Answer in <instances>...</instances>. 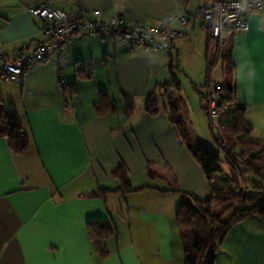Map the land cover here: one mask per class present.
<instances>
[{"label":"crops","instance_id":"obj_1","mask_svg":"<svg viewBox=\"0 0 264 264\" xmlns=\"http://www.w3.org/2000/svg\"><path fill=\"white\" fill-rule=\"evenodd\" d=\"M204 1H196L195 9ZM41 3L70 13L80 7L97 9L103 19L120 14L145 26L159 25L170 14L195 13L189 0H0L4 54L33 48L45 39L43 21L34 11ZM169 27L178 28V24L172 21ZM230 40L236 99L247 106L246 118L253 125L247 139L262 141L264 9L252 13L249 29ZM103 42L76 36L63 55L64 74L67 83H72L74 73L68 67L82 66L93 73L96 65L107 70L106 82H111L108 67L112 63V79L122 95L117 114L95 115L96 92L106 89L97 83L88 88L86 112L81 84L90 80L78 81V94L70 99L75 102L65 106L57 83L55 51L46 62L30 66L15 79H0V99L6 109L23 117L30 138L29 148L22 154H11L7 141L0 139V264H184L175 222L181 198L159 189L174 178L180 189L201 200L209 199L211 190L201 167L179 142L168 114L148 115L144 104L149 92L155 94L152 80L172 64L189 78L200 106L197 90L204 84L199 75L204 77L206 45L202 19L197 16L189 33L174 39L170 50L145 52L141 46L118 48ZM241 63L248 69L254 67L257 74L247 90L236 79ZM212 80L222 83L224 77L217 81L212 75ZM164 83L167 80L156 84ZM172 96L183 100L179 94ZM122 99L135 106L129 118L124 116ZM183 102L181 114L191 139L202 143ZM149 163L159 177L147 176ZM120 164L127 167L133 189L148 184L159 189L81 197L97 187L118 186L111 173ZM261 188L264 193V186ZM98 220L115 231L105 240L110 255L104 260L94 252L85 228L88 221ZM215 264H264V219L250 216L236 223L218 247Z\"/></svg>","mask_w":264,"mask_h":264},{"label":"trees","instance_id":"obj_2","mask_svg":"<svg viewBox=\"0 0 264 264\" xmlns=\"http://www.w3.org/2000/svg\"><path fill=\"white\" fill-rule=\"evenodd\" d=\"M206 1L208 0H205L204 3ZM89 11H91V9L88 10L84 8L81 10L80 7V10L75 13L85 17H91V14L89 13L90 16L88 14ZM196 17L197 16H195V18ZM202 26L205 30L206 44L204 84L201 86L202 91H197L200 94V107L209 121L216 148L209 149L203 147L204 145L202 143H196L191 139L190 131L181 114V107L184 105V102L181 98L173 99L168 92L169 89L178 92L182 90L181 83L177 79L175 71V69L177 71H179V69L172 64L169 68L170 80L167 83L156 84V86H154V89H156V87L164 88L167 95L166 101L163 103L162 107H160L157 98L154 97V92L151 91L147 95L144 111L151 116L158 115L161 111L168 114L169 122L179 142L186 146L192 158L201 167L211 190L210 198L201 200L193 193L181 190L178 185H176V180L174 178L171 179V183H168L166 188L159 189L148 184L133 189L130 183L129 171L124 164H120L111 173L113 179L118 181V186L115 188L97 187L88 194L81 195V197L90 199L105 198L109 193L125 195L126 193L141 191L149 187L159 189L162 192H179L181 194V201L176 209L175 221L179 232L184 264H215L218 247L222 244L229 230L236 223L250 216H257L264 219V193L261 188L263 186L258 184L246 185L243 182H239L234 177L226 176L221 167V162H226V164L232 167L241 177L250 172L264 182V140L253 141L246 138L253 131V125L246 118L247 106L245 103L239 102L236 99L233 76L234 65L231 59V37L224 52L221 53L219 51L217 59L211 61L210 47L213 37L210 30L205 27L203 20ZM80 35L94 37L100 41L109 40L118 42L112 38L102 39L98 34ZM75 38L76 37L72 40ZM122 46L140 45L128 44ZM30 49L32 48H27V50ZM49 57L50 54L44 61L32 63L16 76L23 74V72L32 65L46 62ZM220 59H222L224 73V82L222 83L212 80L214 67ZM57 61V83L63 97V102L65 106H67V99H71V97L78 94V81L92 79L93 73L82 66H76L74 69V81L72 83H66L64 76V57L62 61V71L60 70L61 64L59 63V58ZM61 81H63L64 84H62ZM214 84H217L216 91L219 94V103L216 106V123L212 122L209 111V94ZM123 107L124 116L126 118L131 117L135 111L134 104L130 101L123 100ZM117 110L118 106L107 89L99 88L96 92V100L93 104L95 115L102 116L108 113L117 114ZM220 114H223L225 117L220 119ZM24 125L25 121L23 117L16 111H9L6 109L0 99V139L2 138L7 141V146L11 154H22L29 148L30 138L24 130ZM214 128H218L216 134L213 132ZM221 152L224 153L223 156ZM151 166L152 164L149 163L146 174L149 178L155 179L159 176L152 172ZM246 203H248L249 206L245 207ZM85 228L94 252L98 257L103 260L109 257L110 251L105 245V240L115 235L113 227L102 220H98L88 221Z\"/></svg>","mask_w":264,"mask_h":264},{"label":"built area","instance_id":"obj_3","mask_svg":"<svg viewBox=\"0 0 264 264\" xmlns=\"http://www.w3.org/2000/svg\"><path fill=\"white\" fill-rule=\"evenodd\" d=\"M261 9H264V0H208L199 6L194 14H170L159 25L145 26L120 15L101 19L97 9L88 12L91 17H85L41 3L34 11L43 21L41 31L46 35L45 39L30 50L21 47L11 55L4 54L0 47V79L13 80L27 66L44 61L52 51L57 53L62 71L65 49L72 39L80 34H98L102 39L112 38L122 45L138 44L146 52L170 50L174 39L189 33L195 16H200L212 34L210 58L215 61L219 51L223 53L226 49L230 37L246 32L249 29V16ZM172 21L178 24V28L169 27ZM216 88L217 84H214L209 94V111L213 123L217 122L216 106L219 103Z\"/></svg>","mask_w":264,"mask_h":264},{"label":"rangeland","instance_id":"obj_4","mask_svg":"<svg viewBox=\"0 0 264 264\" xmlns=\"http://www.w3.org/2000/svg\"><path fill=\"white\" fill-rule=\"evenodd\" d=\"M196 1H201V0H189V4L188 6L191 9H195V5H196ZM196 10V9H195ZM200 19H198L197 22H199ZM79 36V35H78ZM104 44L107 45H111L112 47H121V44H119L116 41H105L103 42ZM65 61V60H64ZM176 64V63H175ZM78 65V64H76ZM90 65V64H89ZM66 66L67 63H66ZM76 67V66H75ZM75 67L71 68L68 67L69 72L72 74L74 73V69ZM169 67L165 66V68L159 73L157 74L158 76H156V78L154 80H152L151 82V86H156L157 81H165L167 80V82L170 80V75H169ZM203 71V69H201ZM108 71L110 74V80L111 82H106V72L107 70L103 67H98L95 65V67L93 68V77L92 79H89L90 81H85L81 84V87L83 90H81V94L83 95V106L86 109V112L89 111V105L87 108V104L88 102V98H89V92H88V88H90L91 84L97 83L98 85H105L107 91L111 94L113 100L115 101V103L118 105L120 100H119V96H122L119 92H118V88L115 82H113V73H112V63L109 62V67H108ZM176 77L179 79V81L182 82V90L181 91H175L173 89H169V95L173 98L172 95H174V97L179 94L182 96L183 100L186 102L185 104L187 105V109L185 108V110L189 111L190 117L189 120L192 121L195 124V133L197 135V137H199L200 140H202V144L204 145L203 147H207L209 149H215L216 148V144L212 135V132L210 130V126H209V121L207 120L205 114L203 113V111L201 110V107L199 106V102H198V98H197V94L194 93V91L192 90V87L189 83V78H187V76H185L182 72H178L176 69ZM65 76V74H64ZM213 77L217 80V81H222L223 77H224V73H223V65H222V59H220L216 66L214 67V73H213ZM199 79L202 82V79L204 80L203 74L200 73L199 75ZM65 81L67 83V79L65 78ZM200 90L202 89L201 87ZM157 89V90H156ZM155 89V94L154 97L157 98L158 102H159V106L162 107L163 103L166 101V91L164 90V88L162 87H157ZM202 91V90H201ZM69 97V96H68ZM75 98H73L72 100H70V98H68V103L72 104V102L74 103ZM121 99V97H120ZM139 100H137V105L136 108L138 109L139 107ZM88 110V111H87ZM225 114V113H224ZM220 119L225 117L223 114L219 115ZM189 126L191 127V125L189 124ZM218 131V128H214L213 132L216 134V132ZM247 138V137H246ZM196 142V141H195ZM197 143V142H196ZM223 152H221V155L223 156ZM221 167L224 170V174L226 176L229 177H234L236 178L239 182H243L246 185H262L264 186V182L259 179L258 177H256L254 174L252 173H246L244 176L241 177V175L237 174L236 171L230 167L228 164H226V162H221ZM160 184L165 185V182H161ZM183 190V189H181ZM183 191H187V190H183ZM177 193V192H176ZM180 198H181V194L178 192L177 193ZM181 201V200H180ZM179 201V202H180ZM249 206L248 203L245 204V207ZM176 222V221H175ZM179 233V232H178ZM179 247V244H178Z\"/></svg>","mask_w":264,"mask_h":264},{"label":"clouds","instance_id":"obj_5","mask_svg":"<svg viewBox=\"0 0 264 264\" xmlns=\"http://www.w3.org/2000/svg\"><path fill=\"white\" fill-rule=\"evenodd\" d=\"M256 70L254 67L251 69H248L247 65L241 63L237 73H236V79L240 82L241 85L250 86L252 83H254L256 79Z\"/></svg>","mask_w":264,"mask_h":264}]
</instances>
